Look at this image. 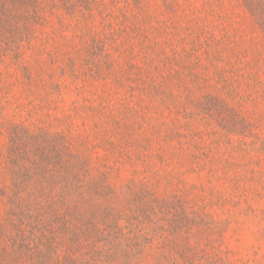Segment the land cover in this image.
<instances>
[{"label":"rangeland","instance_id":"rangeland-1","mask_svg":"<svg viewBox=\"0 0 264 264\" xmlns=\"http://www.w3.org/2000/svg\"><path fill=\"white\" fill-rule=\"evenodd\" d=\"M69 152L120 261L264 264V32L244 0H4L0 230L14 190L62 188Z\"/></svg>","mask_w":264,"mask_h":264},{"label":"trees","instance_id":"trees-1","mask_svg":"<svg viewBox=\"0 0 264 264\" xmlns=\"http://www.w3.org/2000/svg\"><path fill=\"white\" fill-rule=\"evenodd\" d=\"M244 2L264 32V0ZM65 165L63 186L51 189L46 203L22 201V189L9 196L0 230V264H128L119 260L125 252L115 244L113 206L98 201H108L105 191L86 184V162L79 156L69 152ZM99 207L102 217L96 214Z\"/></svg>","mask_w":264,"mask_h":264}]
</instances>
